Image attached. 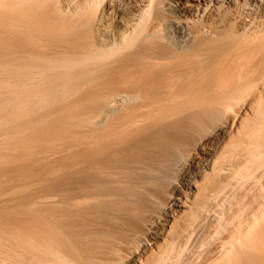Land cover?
Segmentation results:
<instances>
[{
    "label": "bare ground",
    "instance_id": "6f19581e",
    "mask_svg": "<svg viewBox=\"0 0 264 264\" xmlns=\"http://www.w3.org/2000/svg\"><path fill=\"white\" fill-rule=\"evenodd\" d=\"M20 120L0 264H264V0H0Z\"/></svg>",
    "mask_w": 264,
    "mask_h": 264
},
{
    "label": "rangeland",
    "instance_id": "374dc122",
    "mask_svg": "<svg viewBox=\"0 0 264 264\" xmlns=\"http://www.w3.org/2000/svg\"><path fill=\"white\" fill-rule=\"evenodd\" d=\"M203 19L204 18L202 16V20ZM47 111H48V108H44V109L40 110V114H42L41 112H43V114L38 120H36V124L34 125L36 127L37 125L42 123L41 124L42 126L39 125L41 128L38 126V128L40 130L45 129V127L47 126L46 121L42 120V117H44L43 115L46 116V114H48ZM45 112H46V114H44ZM38 113H36V115H38ZM48 118L49 117L47 116L46 120ZM39 120H42V121H40V123H39ZM37 121H38V123H37ZM43 121L45 122V124L43 123ZM20 123H23V124H20ZM25 123H24V121L20 120L18 122L19 125L16 124V126L17 125L18 126L16 127L17 129H15V131L13 130L14 128L13 129L9 128V125H7V126L5 125V127L0 126V133H2L0 135L1 136L3 135V137L0 139V141H1L0 142V164L3 163L4 159H8V160H10L9 162H11L9 165L11 167H13L14 169H16V174H15L16 178L15 179H11L8 175H0V203H1L0 204V208H1L0 213H3V211H1V210H3V207H1V205L3 206V204L6 203V200L10 199L11 196L20 192V190L22 189L24 177L28 174L27 173L28 172L27 168L29 166L28 164L35 166L37 164V161L35 160V158L42 157L43 155L49 154L52 150L51 138H48V136H46L43 140H38V139H35L32 137H29V134L31 133V131L33 129L31 131H29L28 128H30V127L25 126ZM43 124L45 127L43 126ZM19 127H23V128L18 129ZM35 127H34V129H35ZM6 128H7V130H6ZM25 128H26V130L27 129L28 130L22 131ZM4 130H6V131H4ZM12 130H13V133L11 132ZM20 130L22 131V135H20L19 140H17L12 145H10V144L8 145V141L7 142L5 141L6 143H4L7 146L3 144L2 141L5 140V138H4L5 135H6V138L9 139L10 137H13V134L15 132L20 131ZM21 131H20V133H21ZM5 132H6V134L4 135L3 133H5ZM20 133H16V134H20ZM8 135H12V136H8ZM18 156L20 157V159L17 158ZM3 201H5V202H3Z\"/></svg>",
    "mask_w": 264,
    "mask_h": 264
}]
</instances>
